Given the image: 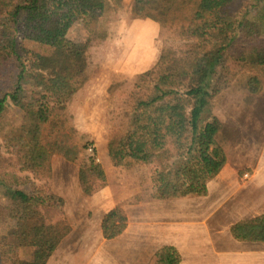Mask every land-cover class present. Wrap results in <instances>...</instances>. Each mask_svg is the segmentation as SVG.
I'll use <instances>...</instances> for the list:
<instances>
[{
    "label": "trees",
    "instance_id": "1",
    "mask_svg": "<svg viewBox=\"0 0 264 264\" xmlns=\"http://www.w3.org/2000/svg\"><path fill=\"white\" fill-rule=\"evenodd\" d=\"M121 5L118 0H0V120L10 108L23 115L0 135L15 158L0 161V188L7 192L0 194V217L32 220L36 229L30 259L20 255L18 229L0 233V264H64L50 262L71 231L63 198L51 193L47 182L35 183L51 177L54 153L80 162L86 195L106 184L90 142L71 143L66 133L70 101L91 74L89 48L95 38L76 40L69 31L80 16L105 20ZM129 7L136 17L171 19L184 43L165 47L156 65L138 75L124 111L128 122L114 130L109 155L117 166H148L149 185L144 176L140 181L143 197L206 195L208 182L227 163L221 122L213 113L216 99L241 73H247L250 93L259 90L264 75V0H131ZM252 12L261 19L255 39L243 29ZM127 225L126 212L117 205L102 218L103 236L113 239ZM230 231L240 241L264 242V213L234 222ZM180 261L178 249L164 244L151 264Z\"/></svg>",
    "mask_w": 264,
    "mask_h": 264
},
{
    "label": "rangeland",
    "instance_id": "2",
    "mask_svg": "<svg viewBox=\"0 0 264 264\" xmlns=\"http://www.w3.org/2000/svg\"><path fill=\"white\" fill-rule=\"evenodd\" d=\"M119 1L122 7L112 11L107 19L96 21L80 16L69 31L70 37L76 40L83 41L94 35L95 38L89 48L94 56L91 74L70 101L67 110L70 128L66 133L71 136V143L82 145L90 142L95 149L96 161L104 169L106 184L96 193L86 195L79 180L80 162L58 152L51 156V177L42 181L35 179V183L47 182L49 191L63 198L64 217L71 224V231L50 257L51 263L151 264L154 253L161 247L145 233L147 231L140 235L132 228L124 230L115 239H106L98 212L81 207L83 199L96 195L109 184L112 196L115 199L122 197L119 204L122 207L127 205L131 208L132 204L150 199L147 195L143 197L140 190L141 176L148 178L147 186L151 181L148 166L115 165L109 155L108 144L114 130L121 129L128 122L124 111L138 75L156 65L165 47L178 48L184 43L181 30L171 26V19L159 23L136 17L129 7L131 0ZM258 13L252 12L247 16V24L243 27L247 38L255 39L261 32ZM156 23L157 26L151 25ZM45 52L41 50L42 54ZM246 81L247 73H241L216 99L213 107V113L221 122L227 161L231 162L223 168V179L233 181L235 186L237 183L245 186L253 181L264 183V75L255 93L246 89ZM22 117L15 108H10L0 120V135L11 125L20 123ZM105 158L109 159L108 164ZM6 159L15 162L14 155L0 138V161ZM258 166L261 172L256 176ZM252 191L256 193L255 187ZM2 192L7 193L6 189L0 188V194ZM227 205L228 202L225 203ZM240 211L236 214L249 215L244 210ZM31 222L25 218L0 217V233L19 230L23 240L19 252L26 259L32 258L34 250L30 238L36 229Z\"/></svg>",
    "mask_w": 264,
    "mask_h": 264
},
{
    "label": "crops",
    "instance_id": "3",
    "mask_svg": "<svg viewBox=\"0 0 264 264\" xmlns=\"http://www.w3.org/2000/svg\"><path fill=\"white\" fill-rule=\"evenodd\" d=\"M151 25L157 26V23ZM105 162L108 164L109 159L105 158ZM229 163L228 160L225 165ZM223 168L208 182L206 195L150 198L132 204L131 208L123 205L128 215L125 230L132 228L140 235L147 231L156 245H174L181 255L180 264H264V242L240 241L230 231L234 222L264 213V183L253 181L243 186L236 182L235 186L233 181L223 179ZM260 172L258 166L255 175L259 176ZM110 187L109 184L96 195L83 199L81 207L96 210L101 220L122 200V197L112 196ZM238 210L249 215H237Z\"/></svg>",
    "mask_w": 264,
    "mask_h": 264
}]
</instances>
